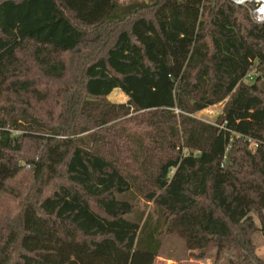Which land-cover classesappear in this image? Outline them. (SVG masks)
I'll use <instances>...</instances> for the list:
<instances>
[{"label": "trees", "instance_id": "trees-1", "mask_svg": "<svg viewBox=\"0 0 264 264\" xmlns=\"http://www.w3.org/2000/svg\"><path fill=\"white\" fill-rule=\"evenodd\" d=\"M118 1L0 0V264H152L171 235L199 260L264 264L246 211L264 180V25L227 0L120 20ZM220 104L216 123L195 117Z\"/></svg>", "mask_w": 264, "mask_h": 264}, {"label": "rangeland", "instance_id": "rangeland-1", "mask_svg": "<svg viewBox=\"0 0 264 264\" xmlns=\"http://www.w3.org/2000/svg\"><path fill=\"white\" fill-rule=\"evenodd\" d=\"M155 0H119V10L118 14L116 16L117 19H122L126 14V16L129 14V10L135 11L137 9L150 7L153 5ZM70 20L76 25H80L74 20V18L68 14ZM118 22V20H115ZM116 23V22H115ZM82 28V27H80ZM84 30V28H82ZM253 73H255V76L262 75L260 72H257V70H253ZM264 82V80H263ZM107 100L112 104H123L127 103L129 100V95L122 89L116 88L111 91V93L107 96ZM225 104H220L217 106H213L208 108L205 111H202L200 113H197L195 117L201 121H204L206 123H216L218 118L223 113ZM82 137H85L82 135ZM253 149V145L251 147ZM23 167H25L26 170H29L26 167V163H22ZM264 179V178H263ZM263 186L257 185L255 187V190L249 194V202L246 205V211L250 217L253 218L255 222V227H258L259 230L254 234L252 238L253 245L255 247L256 255L260 257L261 259H264V230L261 223V220L259 218V209L260 206L262 208V214H264V180H262ZM60 183L56 182L54 187L58 186ZM12 198L6 197L0 199V210L2 208H7L11 205ZM130 201H133L134 204H138L139 208L136 210V217L146 212L148 213H154L155 207L152 203H147L143 200H135L130 199ZM10 208V207H9ZM11 209V208H10ZM17 213L16 210L13 211V216H15ZM132 217H134L132 215ZM0 223L6 224V220L4 219L3 215H0ZM107 248L104 247V251ZM109 254H106L110 257V259L114 262V264L117 263V261L122 260V256L118 252L114 251H108ZM197 254V252H194ZM192 252L188 251L185 243L183 240H181L178 236L171 235L166 236L163 239L162 242V248L160 251L159 256L154 260L152 264H226L228 260L234 257V252H225L220 261L216 263V256H217V250L216 248H211V251L209 253V258L206 259H196L195 256H192ZM133 256L129 255V264H147L146 261L142 262H135L133 261Z\"/></svg>", "mask_w": 264, "mask_h": 264}, {"label": "built area", "instance_id": "built-area-1", "mask_svg": "<svg viewBox=\"0 0 264 264\" xmlns=\"http://www.w3.org/2000/svg\"><path fill=\"white\" fill-rule=\"evenodd\" d=\"M236 5L243 6L249 9L250 15L254 23L264 25V0H227ZM255 73H250L246 81H253ZM255 146L253 145V148Z\"/></svg>", "mask_w": 264, "mask_h": 264}]
</instances>
